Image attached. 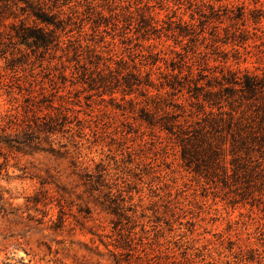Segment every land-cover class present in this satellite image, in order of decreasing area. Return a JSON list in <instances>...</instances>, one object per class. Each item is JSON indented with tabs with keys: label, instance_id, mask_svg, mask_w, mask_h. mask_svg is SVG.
<instances>
[{
	"label": "rangeland",
	"instance_id": "1",
	"mask_svg": "<svg viewBox=\"0 0 264 264\" xmlns=\"http://www.w3.org/2000/svg\"><path fill=\"white\" fill-rule=\"evenodd\" d=\"M38 3L71 32L0 60V264H264V92L177 93L189 70L213 90L264 80V0ZM33 111L69 123L21 147ZM166 112L184 135L146 122Z\"/></svg>",
	"mask_w": 264,
	"mask_h": 264
},
{
	"label": "trees",
	"instance_id": "2",
	"mask_svg": "<svg viewBox=\"0 0 264 264\" xmlns=\"http://www.w3.org/2000/svg\"><path fill=\"white\" fill-rule=\"evenodd\" d=\"M38 1H48L53 5L62 1L63 4L70 3L72 0H0V60H3L10 69L14 70L13 67L22 63L21 61L28 57L30 52H45L49 49L50 45L55 41V37H61L62 34L67 35L71 31H66V24L62 19L50 14L46 9L42 8ZM48 9V8H47ZM188 76H186V88L181 86L177 93H181L184 89L189 98L195 100L196 105H203L207 103L209 105H219L221 100L227 101L229 98L233 97L237 92H241V97L251 100L257 93L264 92V80H246L241 82L235 79L231 82H226L225 84L219 83V88L213 90L209 84V81L205 85H199V81L202 77L198 79L190 78L191 70L188 71ZM133 83L127 81L126 87H139L142 82L138 79H133ZM182 82L179 80H174L169 86L170 89H175V84L180 86ZM141 95L147 96V92L142 90ZM175 96L174 93L170 94ZM201 101L203 102L201 104ZM183 104H178L177 102H170L166 107H172L176 109H183ZM202 108V106H200ZM259 112L255 113L253 122L257 127L256 133L254 132L252 138H250L251 143H256L258 149H264V105L263 103L258 104L257 107ZM257 110V111H258ZM32 120H27L25 122V132L22 134L21 141L15 142L21 147L29 145L34 139L39 140L38 137H32L33 129L37 131H42L45 137L53 136L60 133L62 128L66 123L67 117L65 115H42L37 116L36 111H33ZM180 115L174 112H166L164 116L159 119H146V122L151 125L158 124L160 130H164L169 134H176L182 131L181 125L177 123L176 119ZM185 122V121H184ZM186 123V122H185ZM32 129V130H31ZM177 129V130H175ZM179 129V130H178ZM195 133H198L196 131ZM181 134L184 135L182 131ZM199 134V133H198ZM194 136V137H193ZM187 137V144L192 147L195 143L196 136L192 135ZM241 147L237 146L235 148L242 149V145L246 144V137H239ZM1 141V140H0ZM244 142V143H242ZM237 141L235 145H237ZM6 144L8 145L7 141ZM187 146V145H186ZM17 148V146H13ZM187 149V147H186ZM18 151V150H17ZM218 153L216 151L211 152V157H217ZM197 154L184 153L182 158L187 161L188 164L196 162L195 157ZM195 164V163H193ZM35 202H39L37 198L34 199Z\"/></svg>",
	"mask_w": 264,
	"mask_h": 264
}]
</instances>
